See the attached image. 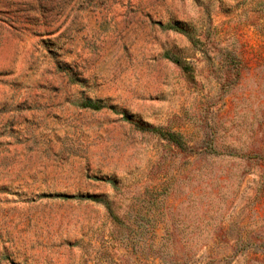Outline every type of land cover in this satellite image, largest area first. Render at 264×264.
Wrapping results in <instances>:
<instances>
[{"label": "rangeland", "instance_id": "1", "mask_svg": "<svg viewBox=\"0 0 264 264\" xmlns=\"http://www.w3.org/2000/svg\"><path fill=\"white\" fill-rule=\"evenodd\" d=\"M0 264H264V0H0Z\"/></svg>", "mask_w": 264, "mask_h": 264}, {"label": "trees", "instance_id": "2", "mask_svg": "<svg viewBox=\"0 0 264 264\" xmlns=\"http://www.w3.org/2000/svg\"><path fill=\"white\" fill-rule=\"evenodd\" d=\"M174 63L176 64H180V60L176 57H172L170 58ZM82 107L84 108H88V109H93V110H98L100 108L99 104H95V103H91V102H85ZM123 119L128 120L129 118L127 117H123ZM141 131H148V132H154L157 133L159 135H161L162 137H168L169 140L175 141V136L173 134H164L160 129L158 128H144L141 126L136 125Z\"/></svg>", "mask_w": 264, "mask_h": 264}]
</instances>
